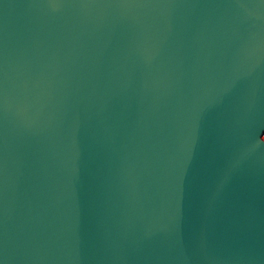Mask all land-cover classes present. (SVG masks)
<instances>
[{"label": "water", "instance_id": "obj_1", "mask_svg": "<svg viewBox=\"0 0 264 264\" xmlns=\"http://www.w3.org/2000/svg\"><path fill=\"white\" fill-rule=\"evenodd\" d=\"M0 264H264V0H0Z\"/></svg>", "mask_w": 264, "mask_h": 264}]
</instances>
